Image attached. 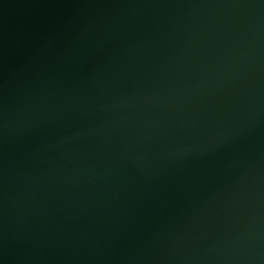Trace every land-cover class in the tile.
<instances>
[{
    "label": "water",
    "instance_id": "obj_1",
    "mask_svg": "<svg viewBox=\"0 0 264 264\" xmlns=\"http://www.w3.org/2000/svg\"><path fill=\"white\" fill-rule=\"evenodd\" d=\"M0 264H264V0H0Z\"/></svg>",
    "mask_w": 264,
    "mask_h": 264
}]
</instances>
